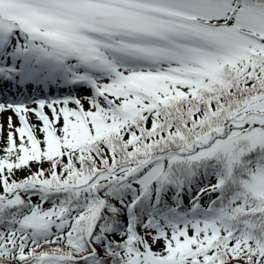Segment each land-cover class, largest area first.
<instances>
[{
	"label": "snow or ice",
	"instance_id": "6c2138e0",
	"mask_svg": "<svg viewBox=\"0 0 264 264\" xmlns=\"http://www.w3.org/2000/svg\"><path fill=\"white\" fill-rule=\"evenodd\" d=\"M0 264H264V0H0Z\"/></svg>",
	"mask_w": 264,
	"mask_h": 264
}]
</instances>
